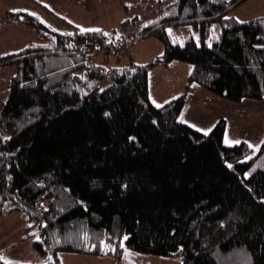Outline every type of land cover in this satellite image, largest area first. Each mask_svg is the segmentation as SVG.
<instances>
[{
    "label": "trees",
    "instance_id": "16d2710c",
    "mask_svg": "<svg viewBox=\"0 0 264 264\" xmlns=\"http://www.w3.org/2000/svg\"><path fill=\"white\" fill-rule=\"evenodd\" d=\"M240 1L174 0L141 33L163 42L162 56L122 67L94 58L127 51L136 38L109 41L103 31L11 12L39 38L0 58V68L15 69L0 110V215L22 212L25 239L33 230L41 238L32 242L41 263L63 264L61 254L121 262L133 251L182 264H264V142L242 162L253 150L224 144L225 120L209 134L180 121L186 91L159 107L150 97L151 70L180 61L191 85L236 102L264 99L256 47L264 17L225 19ZM192 24L200 42L171 41L168 27Z\"/></svg>",
    "mask_w": 264,
    "mask_h": 264
},
{
    "label": "rangeland",
    "instance_id": "374dc122",
    "mask_svg": "<svg viewBox=\"0 0 264 264\" xmlns=\"http://www.w3.org/2000/svg\"><path fill=\"white\" fill-rule=\"evenodd\" d=\"M173 2L174 0L152 2H140L139 0H0V58L16 53L38 41L39 37L35 30L11 14V12L22 11L27 14L34 12L44 21L49 20L56 28L66 24L68 26L66 27L72 31L76 29L81 31V28L85 30L82 32L103 31L109 41L114 38H124L127 41L136 38L127 51L110 56L96 55L95 64L105 67H122L131 60V57L138 64H149L162 56L164 44L153 35L142 38L141 33L146 26L157 22L165 14L168 15L170 11L168 5ZM226 17L239 18L237 20L244 22L264 17V0H242V3L240 1V4H237ZM215 28H217L216 25ZM215 28L212 39L218 36L219 31L218 29L215 31ZM168 29L172 30L171 34ZM168 29L167 33L174 44L184 45L185 41L190 38H195L200 42V31L193 24L170 26ZM181 64L184 66H179ZM186 66L189 67L190 64L174 61L173 65L168 68L162 65L154 67L149 75L151 99L163 104L164 100L178 98L181 96L178 92L187 80L185 91L188 94V103L180 121L191 127L196 125L197 127L193 128L199 131L205 129L207 131L201 132L209 134L214 127L212 126L213 119L225 120V141L226 139L240 141L239 144L234 145L224 141L226 146L233 147L242 142L248 145L251 142L252 145L257 146L250 147L253 150L252 153L247 159L242 160V162H248L258 154L264 142V99H244L236 102L205 89L216 98L212 97L213 100L209 99L206 105L202 103L200 106V97L194 98L192 92L189 95L191 84L188 82L189 73ZM14 74L15 69L11 67L0 68L2 82L0 110L5 100L7 82ZM26 228L27 222L21 211L4 212L0 215V263L44 264L41 263V258L32 244L35 237L39 236L37 230H33V236L26 240L25 238L29 235ZM59 257L63 264H182L179 256L161 257L133 251L129 252L121 262L112 256L82 257L61 254Z\"/></svg>",
    "mask_w": 264,
    "mask_h": 264
},
{
    "label": "crops",
    "instance_id": "0c3cea01",
    "mask_svg": "<svg viewBox=\"0 0 264 264\" xmlns=\"http://www.w3.org/2000/svg\"><path fill=\"white\" fill-rule=\"evenodd\" d=\"M174 64H177V63H174ZM173 65V64H172ZM172 65H170L169 67H171ZM179 66H184L183 64H181V65H179ZM186 68L188 69V73L190 74V67H187L186 66ZM189 77V76H188ZM187 77V78H188ZM187 83V80L186 81H184V87L182 86V88H180V91L178 92V94H183L184 92H185V84ZM191 89H190V91H189V95H191V92L194 94V98H197V97H200V99H201V104H200V106H202V103H204L205 105H206V103H207V100H209V99H212V97L213 98H216L214 95H212V93H209L208 91H206L205 89H203L202 87H200V86H198V85H191V87H190ZM173 93H175V92H173ZM173 97H175V96H173ZM171 100H173V99H171ZM171 100H164L165 102H163V104H160V103H158V102H156L155 101V105H157V104H159L160 106H162V105H164L165 103H167V102H169V101H171ZM213 100V99H212ZM151 101H152V103H153V100L151 99ZM205 105H203V106H205ZM199 106V107H200ZM185 111V110H184ZM183 111V112H184ZM221 118H223V117H221ZM217 122H219L218 121V119H213V122H212V126L214 125L215 126V124L217 123ZM213 128V127H212ZM225 137H226V134H225ZM224 141H225V139H224ZM1 263H3V262H1ZM4 264H14L13 262H9V263H4ZM39 264V263H38Z\"/></svg>",
    "mask_w": 264,
    "mask_h": 264
},
{
    "label": "snow or ice",
    "instance_id": "6c2138e0",
    "mask_svg": "<svg viewBox=\"0 0 264 264\" xmlns=\"http://www.w3.org/2000/svg\"><path fill=\"white\" fill-rule=\"evenodd\" d=\"M32 15L33 16H36L37 14L36 13H32ZM225 19H230V17H225ZM237 19H239V18H237ZM241 23H243L244 21H240ZM77 27H80V26H77ZM215 28V26L213 25V29ZM81 31H85L83 28H81ZM97 31H99V30H97ZM171 29H168V32L171 34ZM217 39H218V37H217ZM209 47H211V42H209ZM256 47H259V48H264V44H257L256 45ZM153 103H155V101H153ZM160 105L159 104H157V107H159ZM105 115H109V113H105ZM185 122H187V121H185ZM193 127H197L196 125H193ZM201 131H207V130H205V129H201ZM4 139H10V137H5ZM129 139H131V140H135L136 138L135 137H130ZM226 143H229V144H239L240 143V141L239 140H235V141H228L227 139H226V141H225ZM249 147H257V146H255V145H252L251 144V142H249ZM0 155H3V153H0ZM246 159H247V157H246ZM228 167H232V165L231 164H229L228 165ZM8 179H11V176H9L8 177ZM122 187H127V185H122ZM260 200L262 201V202H264V196H261L260 197ZM81 204H83V201H81ZM86 207V206H85ZM221 223H223V222H221ZM31 226V225H30ZM45 226H47V224L45 223ZM174 231V230H173ZM84 235V239L85 240H87V238H88V235H87V233H84L83 234ZM37 240H40L41 238L39 237V236H36L35 237ZM123 239H127V234H125V236L123 237ZM57 242H59L58 240H57ZM102 244L104 243L103 241L101 242ZM121 246H123V244H121ZM180 249L182 250L183 249V245H180ZM113 250H115L114 248H113Z\"/></svg>",
    "mask_w": 264,
    "mask_h": 264
}]
</instances>
